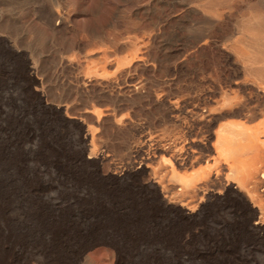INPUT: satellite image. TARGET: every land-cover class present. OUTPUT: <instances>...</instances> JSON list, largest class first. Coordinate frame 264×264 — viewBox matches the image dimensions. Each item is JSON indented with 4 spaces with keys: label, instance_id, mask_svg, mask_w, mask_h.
I'll return each mask as SVG.
<instances>
[{
    "label": "rangeland",
    "instance_id": "obj_1",
    "mask_svg": "<svg viewBox=\"0 0 264 264\" xmlns=\"http://www.w3.org/2000/svg\"><path fill=\"white\" fill-rule=\"evenodd\" d=\"M67 2L72 7L67 35L74 43L69 51L61 32H52L36 16L32 0H0V35L23 54L29 64L24 74L34 78L28 82L10 73L6 60H0L5 67L0 73V210L9 216L5 221L0 216V224L91 222L98 230L84 253L93 264H264V231L257 234L236 221L228 205L213 203L214 219L190 222L169 211L173 204L164 207L170 173L159 168L171 165L174 150L183 158V146L204 157L214 153L201 141L206 128L198 115L182 100L176 118L171 104L197 95L207 80H240L228 75L233 65L222 55L234 46L243 17L264 13V0H103L95 13L88 10L95 0ZM87 43L100 52L105 45L123 46L113 56L121 61V71L113 74L115 65H109L112 75L105 86L118 94L98 95L101 85L86 76L98 68L84 60ZM133 86L139 87V97L128 91ZM37 95L49 111L68 107L71 118L59 124L54 114L35 107ZM205 167L204 158L180 173L198 175ZM219 175L237 182L226 169ZM52 207L62 216L51 218ZM226 225L235 227L234 234ZM61 260L33 253L23 264Z\"/></svg>",
    "mask_w": 264,
    "mask_h": 264
},
{
    "label": "bare ground",
    "instance_id": "obj_2",
    "mask_svg": "<svg viewBox=\"0 0 264 264\" xmlns=\"http://www.w3.org/2000/svg\"><path fill=\"white\" fill-rule=\"evenodd\" d=\"M95 1L96 2L92 3V6L90 5L88 7L90 13L98 12L103 2V0ZM32 3L34 4V12L36 16L47 23L52 32H61L64 42L66 43V51H69V49L74 44L67 35V32L69 31V24L71 22V5L68 4L67 0H32ZM2 19L3 17L0 16V20ZM238 27L239 35L236 38L234 46L226 49V52L222 56L226 60L231 61V64L233 65V69L228 75L233 77L237 76V78L240 77V80H229L228 82L212 81V79L207 80L204 82L202 90L198 92L197 95H193L188 99H180L177 97L171 104V113H173L174 116L179 112L182 100L183 102L187 103L190 113L198 115V119L206 128V134L203 136L201 141L208 148L210 147L209 150L214 153L211 156L204 157L202 154L196 155L191 153V151H188V148L183 146L180 149V151H182L183 158L180 159L177 157L176 150H174L172 154L173 161L171 162V165L169 166L166 163H162L159 167L163 173H170V181L164 189L166 194L164 196L162 195L164 198H162L163 204H160H162L164 207H168V204L170 203L173 204L174 208L170 207L169 211L174 212L178 217L190 222V220L198 218L200 220V218L204 219L208 216H211L210 212L213 211L211 210V206L214 207L213 203L220 202L224 205H228L229 208L233 210V218L236 221H241V224L243 223V226H247L248 228L249 225H251L257 234H261V232L263 233L264 231V13L257 10L256 12L243 17ZM41 40L45 44L47 42V37H42ZM90 45L91 43H87V50H85L84 53V60L94 61L98 68L92 74L89 71H85L86 73H89L86 76H93L99 86L101 85V88L99 89L100 93H98V95H111L114 93L118 94L114 87L110 89L105 86L109 85L107 80L112 75L107 71L109 65H115L113 74L121 71V61H119L118 58L114 59L113 56L117 54V51H122L123 46L118 44L114 50H111L105 45L102 52H100L96 48H90ZM0 56V60H2V58L3 60H6L8 64L7 67L9 68L8 71H10V73L18 75L19 77L26 79L28 82H32L34 78L32 77L33 79H30L29 75L27 77L24 74V72L28 71L29 68L28 61L24 58L23 54L21 55L18 53V50H16L14 45L10 43L8 39L1 37V35ZM136 64L139 65V63ZM4 68V66L0 67V73L5 70ZM0 76L2 75L0 74ZM137 86H133L134 88L128 91L138 95L139 97L140 95L138 93L140 90ZM123 91L124 90H122V92ZM82 92L87 91L83 90ZM181 94L182 93H180V95ZM35 97V107L37 106L38 109L44 113H49L51 116L54 114L52 117H57L59 124L63 125L67 118H71V116L68 115V107L64 108L58 106L54 109L51 108L49 111L47 110V106L45 105L43 97L40 95ZM118 97L120 98L121 96ZM102 98L103 97H101V99ZM121 98H123V96ZM73 109L74 108L72 107L71 110ZM85 111L89 113L93 112V110L90 109H85ZM181 115L180 117H182ZM2 116L4 117V115ZM6 116H8V114ZM175 117L177 118V116ZM233 118H239L240 120L236 121L233 120ZM73 119L75 120V118ZM49 120L51 119L49 118ZM248 122L252 124L247 125ZM216 123L217 126L213 128ZM1 125L3 124H0V126ZM55 130L56 131L53 132L57 134L58 128ZM45 144L48 145L49 148L52 147V144L50 145V143L47 141ZM204 158L206 167L200 171V174L194 175L180 173V169L182 167H186L188 165L193 166L196 163L202 161ZM223 169H226L231 175L235 176L237 179L235 185L231 184V182L222 180L219 172ZM214 170L215 173L213 172ZM0 197H4V195ZM175 206H179L181 209L178 210V207L175 208ZM48 213L51 218L62 216V211L57 207H52ZM0 216L3 217V220L5 221V218L8 216L6 210L4 211L1 209ZM42 216H44V214H42ZM251 219H255V221L253 220L254 222L251 223ZM75 221L65 223H60L57 221L56 223H40L37 226H34L33 224L34 227L31 225L32 227L30 226V228L24 227V225V228H21L18 227V225H11L14 223L9 224V222L3 223L2 221V224H0V264H23L24 261L28 259V256L30 254L32 255L33 253L48 254L54 256L55 258L62 257L60 264H93L89 256L84 253V248H86L85 246L88 243V238L90 235H93L97 232L98 227L97 225L88 221V223L83 224H78L79 222L76 223ZM234 224L235 223H233V225ZM228 226L226 225L225 228L226 230L230 231L232 228H228ZM234 228L233 230L235 231ZM233 230H231L233 232H231L232 234H234Z\"/></svg>",
    "mask_w": 264,
    "mask_h": 264
}]
</instances>
